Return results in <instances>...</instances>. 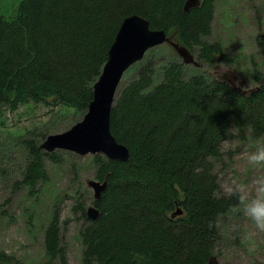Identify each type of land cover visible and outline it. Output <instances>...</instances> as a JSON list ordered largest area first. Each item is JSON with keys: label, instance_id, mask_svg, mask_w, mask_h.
<instances>
[{"label": "trees", "instance_id": "trees-1", "mask_svg": "<svg viewBox=\"0 0 264 264\" xmlns=\"http://www.w3.org/2000/svg\"><path fill=\"white\" fill-rule=\"evenodd\" d=\"M186 1L23 0L10 17L0 11V117L29 103L86 113L115 37L133 15L173 36L201 68L228 61L219 43L206 40L214 0L189 13ZM257 46L264 64V39ZM164 59L136 64L138 74L115 99L111 132L130 160L95 157L108 188L94 202L97 220L82 210L83 264H208L222 221L240 218L231 211L234 199L221 194L216 164L229 130L264 142V85L244 95L200 67L192 73L177 53ZM252 74L262 78L258 69ZM25 142L31 157L22 182L36 191L47 179L44 159L58 155ZM178 209L182 215L173 218ZM61 243L57 211L45 232L44 264H66ZM13 261L0 252V264Z\"/></svg>", "mask_w": 264, "mask_h": 264}, {"label": "rangeland", "instance_id": "rangeland-1", "mask_svg": "<svg viewBox=\"0 0 264 264\" xmlns=\"http://www.w3.org/2000/svg\"><path fill=\"white\" fill-rule=\"evenodd\" d=\"M22 1L0 0L1 14L14 15ZM258 38L264 39V0H214L212 34L206 40L222 46L228 61L219 65L235 70L243 80L238 85L244 90L264 85ZM166 45L148 51L144 61L154 58L160 64L165 62L164 58L176 55ZM189 66L192 73L197 71V67ZM200 69L212 74L216 65L204 64ZM254 69L261 73L260 80L254 78ZM137 74L135 64L125 73L118 93ZM85 114L29 103L16 111L5 109L0 117V252L15 258L12 264H44L45 232L57 211L66 264H83L80 233L87 223L82 210L87 214L90 207H95V192L88 183L91 180L104 182L98 177L95 157L105 156H80L57 150L54 152L57 159H44L47 179L38 184L36 191L25 187L22 181L31 157L25 140L30 138L40 146L48 136L71 129ZM227 140L229 142L225 143ZM225 141L223 156L216 164L220 185L227 179L253 174L246 169L241 154L259 144L241 140L236 131ZM221 227L223 238L215 254L220 264H264V234L246 240L251 225L242 215L240 218L229 216ZM54 264H62V261L56 260Z\"/></svg>", "mask_w": 264, "mask_h": 264}, {"label": "water", "instance_id": "water-1", "mask_svg": "<svg viewBox=\"0 0 264 264\" xmlns=\"http://www.w3.org/2000/svg\"><path fill=\"white\" fill-rule=\"evenodd\" d=\"M201 3L202 0H187L184 12L189 13L192 9L200 7ZM165 44L174 48L185 65L200 67L191 51L176 43L173 36H168L164 30L151 29L150 22L142 16L127 17L109 50V57L102 73L94 84L93 100L83 119L64 133L48 136L40 148L48 153L65 150L80 156L102 154L110 160L128 162L130 160L129 149L120 144L111 132V114L114 102L125 73L132 66L144 60L148 51ZM215 73L220 81L227 82L244 95L260 90V87L249 90L240 87L238 84L241 79L233 69L217 66ZM88 186L94 190L95 200L99 201L108 188V180L106 179L104 182L91 180ZM100 214L101 212L96 206L87 210V216L91 220H97ZM180 215H182V211L178 209L172 217L176 218ZM208 264L220 263L216 256H212Z\"/></svg>", "mask_w": 264, "mask_h": 264}, {"label": "clouds", "instance_id": "clouds-1", "mask_svg": "<svg viewBox=\"0 0 264 264\" xmlns=\"http://www.w3.org/2000/svg\"><path fill=\"white\" fill-rule=\"evenodd\" d=\"M234 132L235 129L229 130V135ZM241 155L246 169L253 174L227 179L220 188L226 197L235 201L231 211L242 215L251 225V231L245 235L246 240H251L264 234V172L260 171L264 169V142Z\"/></svg>", "mask_w": 264, "mask_h": 264}, {"label": "flooded vegetation", "instance_id": "flooded-vegetation-1", "mask_svg": "<svg viewBox=\"0 0 264 264\" xmlns=\"http://www.w3.org/2000/svg\"><path fill=\"white\" fill-rule=\"evenodd\" d=\"M212 74L218 79V77H217L215 71H214V73H212ZM218 80H219V79H218ZM240 82H243V80H240Z\"/></svg>", "mask_w": 264, "mask_h": 264}]
</instances>
